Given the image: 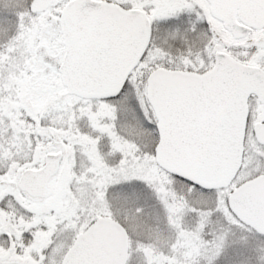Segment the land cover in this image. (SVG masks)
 Segmentation results:
<instances>
[{"label":"snow or ice","instance_id":"1","mask_svg":"<svg viewBox=\"0 0 264 264\" xmlns=\"http://www.w3.org/2000/svg\"><path fill=\"white\" fill-rule=\"evenodd\" d=\"M0 264H264V0H0Z\"/></svg>","mask_w":264,"mask_h":264}]
</instances>
